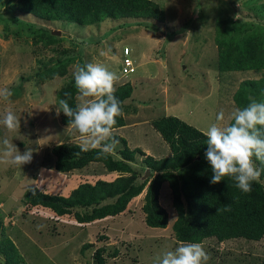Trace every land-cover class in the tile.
I'll list each match as a JSON object with an SVG mask.
<instances>
[{
	"label": "rangeland",
	"instance_id": "374dc122",
	"mask_svg": "<svg viewBox=\"0 0 264 264\" xmlns=\"http://www.w3.org/2000/svg\"><path fill=\"white\" fill-rule=\"evenodd\" d=\"M20 1L0 0V90L12 93L7 100L0 96V117L11 110L20 120L13 132L0 126V264H95L98 248L104 249L106 264H154L158 255L181 243L171 228L177 217L167 182L158 196L168 214L167 227L154 229L144 223L142 206L149 182L162 174L146 166L145 156L135 155L129 165L136 184L148 182L116 216L79 224L74 213L89 214L93 207L57 216L54 209L28 204L33 190L34 196L66 198L82 184L93 186L131 175L109 172L100 162L67 172L55 170L52 147L82 142L78 133L66 132L57 115L58 93L74 80L75 65L106 66L117 74L115 89L127 82L133 89L124 103L125 126L113 130V135L155 160L170 157L168 145L151 126L154 119L174 116L204 132L221 110L224 123L230 122L227 117L238 107L234 94L241 85L242 96L248 99V103L242 100L243 107L253 100L264 101V0H149L159 6V19L110 17L89 25L40 18L21 11ZM125 47L127 73L122 71L125 62L121 63ZM220 63L241 70H222ZM5 137L21 154L31 149L30 162L19 166L4 157ZM122 148L119 142L107 155L120 159ZM89 151L101 155L99 149ZM254 162L261 170L257 182L264 192L262 165ZM189 169L190 165L181 169L180 175ZM187 210L185 223L194 218L188 206ZM85 244L92 247L82 252ZM200 245L210 257L206 264L264 262V238L223 242L210 238Z\"/></svg>",
	"mask_w": 264,
	"mask_h": 264
},
{
	"label": "trees",
	"instance_id": "16d2710c",
	"mask_svg": "<svg viewBox=\"0 0 264 264\" xmlns=\"http://www.w3.org/2000/svg\"><path fill=\"white\" fill-rule=\"evenodd\" d=\"M21 11L31 13L47 20L69 19L82 25L101 22L104 18H155L159 19L161 11L159 6L149 0H21ZM128 54L125 55L124 51ZM122 51V62L128 59L129 48ZM131 59V58H130ZM84 65V63H83ZM123 68V66H122ZM220 69L239 71V66H223ZM255 83V82H253ZM130 83H124L115 89V96L121 103V114L116 117L113 129L125 126L123 112L124 103L132 94ZM243 85L234 94V102L240 108L248 99L243 95ZM58 107L61 100H65L75 109L77 96L75 81H70L59 91ZM60 121L68 126L69 118L62 112ZM152 128L159 133L168 145L171 156L155 160L147 156L140 148L130 149L126 140L114 136L123 144L119 151L120 159H113L108 155H95L93 151H81L78 146L59 144L52 147L55 157V170L67 172L81 168L88 162H100L109 172L130 173L128 177H119L112 182L97 181L93 186L82 184L73 190L69 197L47 196L33 190L28 196L31 206H44L55 210L57 216L72 213L74 208H92L89 214L75 212L73 217L79 224L101 220L108 216H116L126 209L133 198H137L146 186L147 180L136 184V176L129 163L134 161L135 155L145 156L144 163L156 174L149 182L145 203L142 206L144 223L149 228L164 229L168 225V214L158 202L159 191L164 182H167L172 196V207L176 212V220L172 224L174 238L180 243H202L206 239L216 238L223 242L230 239H246L258 241L264 238V192L261 185L252 183L251 192L244 193L234 186L231 177H224L218 184H211V165L205 158L207 150L206 137L201 130L185 123L174 116H165L154 119ZM80 153L81 155H79ZM196 158L195 162L192 160ZM190 165V169L182 176L181 169ZM264 176V164H262ZM176 173V174H175ZM114 200L107 205L101 204ZM187 206L192 213V220L184 221ZM219 209V211H218ZM11 251L23 263L14 244L6 238ZM92 247L91 244L82 246L81 251ZM103 248H98L93 254L95 264H106L102 256ZM264 264V262L258 263Z\"/></svg>",
	"mask_w": 264,
	"mask_h": 264
},
{
	"label": "clouds",
	"instance_id": "9594fccd",
	"mask_svg": "<svg viewBox=\"0 0 264 264\" xmlns=\"http://www.w3.org/2000/svg\"><path fill=\"white\" fill-rule=\"evenodd\" d=\"M73 76L79 102L73 109L67 101L61 100L57 115L62 112L69 118L66 132L79 134L81 151L99 149L101 155L110 154L119 143L113 136V128L122 111L114 94L117 74L102 64L88 63L75 65ZM11 95L8 89L0 90V96L6 100ZM225 119L221 110L216 122L203 133L207 138L205 158L212 170L210 183L215 185L224 177H231L237 189L248 193L252 183L261 176L254 160L264 164V101L253 100L246 107H236L227 117L230 122L225 124ZM0 126L13 132L20 127V120L8 110L0 117ZM2 152L19 166L30 162L32 157L31 149L21 154L7 137L2 141ZM209 259L200 244L181 243L174 250L158 255L154 264H206Z\"/></svg>",
	"mask_w": 264,
	"mask_h": 264
},
{
	"label": "built area",
	"instance_id": "2783aa9c",
	"mask_svg": "<svg viewBox=\"0 0 264 264\" xmlns=\"http://www.w3.org/2000/svg\"><path fill=\"white\" fill-rule=\"evenodd\" d=\"M124 54L127 55L128 54V51L125 50L124 51ZM128 60L129 59H124L125 66L123 65V68H122V71H124V73H127V71H128V66H129ZM124 62H123V64H124Z\"/></svg>",
	"mask_w": 264,
	"mask_h": 264
},
{
	"label": "crops",
	"instance_id": "0c3cea01",
	"mask_svg": "<svg viewBox=\"0 0 264 264\" xmlns=\"http://www.w3.org/2000/svg\"><path fill=\"white\" fill-rule=\"evenodd\" d=\"M117 129H120V128H117ZM113 130H116V129H113Z\"/></svg>",
	"mask_w": 264,
	"mask_h": 264
},
{
	"label": "water",
	"instance_id": "95a60500",
	"mask_svg": "<svg viewBox=\"0 0 264 264\" xmlns=\"http://www.w3.org/2000/svg\"><path fill=\"white\" fill-rule=\"evenodd\" d=\"M146 176H148V172H147Z\"/></svg>",
	"mask_w": 264,
	"mask_h": 264
}]
</instances>
